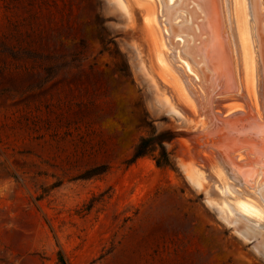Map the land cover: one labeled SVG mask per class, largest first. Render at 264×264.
<instances>
[{
	"label": "rangeland",
	"instance_id": "rangeland-1",
	"mask_svg": "<svg viewBox=\"0 0 264 264\" xmlns=\"http://www.w3.org/2000/svg\"><path fill=\"white\" fill-rule=\"evenodd\" d=\"M205 3L0 0V264H264L223 212L264 185V0L251 73L235 0ZM149 136L170 166L132 160Z\"/></svg>",
	"mask_w": 264,
	"mask_h": 264
},
{
	"label": "bare ground",
	"instance_id": "bare-ground-1",
	"mask_svg": "<svg viewBox=\"0 0 264 264\" xmlns=\"http://www.w3.org/2000/svg\"><path fill=\"white\" fill-rule=\"evenodd\" d=\"M197 2H198V4H200L204 9H206L207 10V8L209 9V7H207V5H206V3H205V0H196ZM181 2V1H180ZM256 3V2H255ZM254 3V4H255ZM178 4H180V3H178ZM184 4V3H183ZM183 4H180L179 5V7L180 6H182L183 7ZM177 5V4H176ZM199 5V6H200ZM209 6V5H208ZM176 9V8H175ZM180 9V8H179ZM212 9V8H211ZM125 10V9H124ZM184 10V9H183ZM189 10V9H188ZM233 10H235L236 12H237V14L239 15V17H238V32H237V34H238V40H239V43H240V46H241V49H242V55H243V61H244V67H245V70H246V72L247 73H251V71H252V68H253V65H252V56H251V51H250V43H249V36H248V30H247V23H246V18H245V3H244V0H235V7H234V9ZM179 11V10H178ZM177 11V12H178ZM211 12H212V10H211ZM235 12V13H236ZM254 13H256V12H254ZM259 14V13H258ZM237 15V16H238ZM209 18H211V16H209V17H206L205 19H209ZM205 19H204V21H205ZM212 19H214V18H212ZM231 19V18H230ZM152 20V19H151ZM206 20V21H207ZM210 24H209V23ZM207 23H208V31H212V28H213V23L211 22V21H208ZM229 23V22H228ZM203 24V23H202ZM220 27V26H219ZM194 28V27H193ZM202 28V27H201ZM205 28V27H204ZM176 30H178V28H175ZM180 30H185V31H187L188 32V30H190V29H188L187 30V28H180ZM196 30V29H195ZM214 32V31H213ZM185 33V32H184ZM228 34V33H227ZM215 35V34H214ZM228 38H230V37H228ZM228 42H229V40H228ZM231 42V41H230ZM185 47V46H184ZM212 48H213V46H212ZM205 49V48H204ZM208 49H209V47H208ZM207 49V50H208ZM211 49V48H210ZM232 49V48H231ZM202 50L200 49V50H198V52H201ZM206 51V50H205ZM208 51H210L211 52V50H208ZM186 52H189L191 55L192 54H196V52L194 51V50H187V48H186ZM233 52V51H232ZM205 53V52H204ZM211 54V53H210ZM209 54V55H210ZM186 55V54H185ZM205 55H206V58H207V60H209V58H214V56H209L208 55V52H206L205 53ZM188 56V55H187ZM203 56V55H202ZM156 60H157V62L159 63V65L162 67V68H164V69H168L167 68V66H166V64H165V62H164V60H162L161 59V57H162V52L159 50V51H157V54H156ZM190 57V56H189ZM164 58V57H163ZM192 59V58H191ZM204 60V59H203ZM214 60V59H213ZM212 60V61H213ZM210 61V60H209ZM209 61H208V63H209ZM216 61V60H215ZM214 61V62H215ZM211 62V61H210ZM195 63V62H194ZM217 63V62H216ZM214 64V63H213ZM213 64H211L210 63V65H213ZM215 66V65H214ZM200 67V66H199ZM202 73V72H201ZM202 75V74H201ZM216 75V72H215V74H214V76ZM247 75V74H246ZM213 76V77H214ZM248 76V75H247ZM202 77H203V75H202ZM215 78V77H214ZM189 93V92H188ZM191 96V95H190ZM169 106H170V110L169 111H171V113L172 112H175L176 114H178L180 117H182V114L175 108V107H173L171 104H169ZM180 106V105H179ZM175 114V115H176ZM222 156V155H221ZM223 158H224V156H222ZM222 157H221V159H222ZM217 158V157H216ZM224 162H222L223 163V165H226L228 168H230L231 170H233V171H238L237 170V167L236 166H233V164L232 163H230V161H228L227 159H225L224 158V160H223ZM263 168V167H262ZM194 169V168H193ZM227 169V168H226ZM228 170V169H227ZM195 172H197V171H195ZM198 173V172H197ZM226 173V172H225ZM228 174H229V172H227ZM238 173V172H237ZM241 173V172H240ZM240 173H238V174H240ZM260 174L261 173V170H258L257 172H255V173H253V172H251L250 171V173L249 174H247L248 176L246 177V176H244V178H242L241 177V175H240V177L243 179V181H247V179H249V178H254L257 174ZM235 174H236V172H235ZM245 175V174H244ZM190 176V175H189ZM196 176V175H195ZM201 176V174L199 173V174H197V176L196 177H194V179H196V180H198L197 178L198 177H200ZM232 176V175H231ZM258 176V175H257ZM263 176V175H262ZM261 176V177H262ZM191 177H193V176H191ZM203 177V176H202ZM228 177V176H227ZM264 177V176H263ZM262 177V178H263ZM229 178V177H228ZM193 178H192V180H194ZM200 179H201V177H200ZM232 179V178H231ZM264 179V178H263ZM250 180V179H249ZM241 182V183H245V182ZM198 182V181H197ZM217 186H219V185H217ZM231 186V185H230ZM232 186H233V184H232ZM249 186V185H248ZM221 187V186H220ZM229 187V186H228ZM250 187V186H249ZM258 190V189H257ZM221 192H223V191H221ZM246 192V191H245ZM244 192V193H245ZM252 192V191H251ZM254 192V191H253ZM238 193H240V192H238ZM247 193V192H246ZM225 194H227L226 193V191H225ZM255 194V193H254ZM257 195H254V198L256 199H254L255 201L254 202H250L249 200H245L244 198H242V197H238V198H236V201L238 202H236L234 205H232L231 206V208H229V209H226V208H223V212L224 213H226V216H225V220L228 222V224H231L230 223V218H231V215L232 214H234L235 213V217L234 218H236V214L237 215H239L241 218H243L245 221H246V223H245V229H243L242 231H239V232H242V233H244L245 235H246V238H248L250 235L252 236V233L254 232V231H257V229L258 228H264V185H263V187L261 188V189H259L258 190V192L256 193ZM224 195V194H223ZM248 195V194H247ZM253 194L251 193V196H252ZM210 204H211V202H209ZM214 203V202H213ZM217 205V204H216ZM215 205V206H216ZM228 205V204H227ZM214 206V205H213ZM218 206V205H217ZM223 207V206H222ZM221 207V208H222ZM219 208V207H218ZM234 211V213H233V211ZM222 211H221V213H223ZM221 215V214H220ZM222 217V216H221ZM224 220V222H226ZM233 220H237V219H233ZM233 220H232V222H233ZM237 223H239L238 221H237ZM234 224V223H233ZM233 224H231V225H233ZM236 224V223H235ZM239 225V224H238ZM237 226V225H236ZM239 227V226H238ZM237 227V228H238ZM259 230V229H258ZM237 232V231H236ZM261 232V231H260ZM256 233V232H255ZM255 233H253V235L255 234ZM243 234V235H244ZM259 234V233H258ZM239 235H241V234H239ZM244 235V236H245ZM247 235H249L248 237H247ZM260 235V234H259ZM243 236V237H244ZM251 236L249 237V238H251ZM263 237V236H262ZM261 237V238H262ZM245 238V237H244ZM253 238H255V237H253ZM246 240H248V239H246ZM261 250V249H260Z\"/></svg>",
	"mask_w": 264,
	"mask_h": 264
},
{
	"label": "trees",
	"instance_id": "trees-1",
	"mask_svg": "<svg viewBox=\"0 0 264 264\" xmlns=\"http://www.w3.org/2000/svg\"><path fill=\"white\" fill-rule=\"evenodd\" d=\"M154 139L155 138H153V136L141 138L139 143L135 147V150L132 155V160H135L141 156L146 155L148 152L152 150V146L156 144L158 148L160 149L159 156L156 159L157 166L159 167L160 166H170L171 163H170V160L168 158V155L165 151L163 144L161 142L159 143L155 142ZM57 259H58L59 264H68V261L66 260V258L64 257L62 253L58 254Z\"/></svg>",
	"mask_w": 264,
	"mask_h": 264
}]
</instances>
